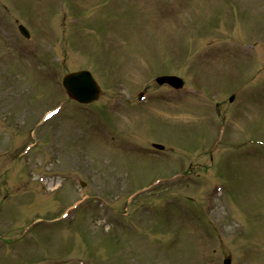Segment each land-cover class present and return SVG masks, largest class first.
<instances>
[{
    "label": "rangeland",
    "instance_id": "374dc122",
    "mask_svg": "<svg viewBox=\"0 0 264 264\" xmlns=\"http://www.w3.org/2000/svg\"><path fill=\"white\" fill-rule=\"evenodd\" d=\"M170 1L0 0V264H222L225 256L264 264V85L238 87L264 68L262 0H172L169 12ZM23 19L29 39L17 29ZM239 43L245 50L234 55ZM176 54L189 62L173 63ZM77 69L102 90L90 110L60 85ZM169 72L190 84L195 75L204 105L189 96L188 108L156 98L138 106L136 90L164 92L154 78ZM55 106L59 114L43 120ZM133 139L166 146L147 156L129 149ZM226 139L240 141L213 147ZM191 161L192 178H177ZM158 181L174 185L132 194ZM211 185L209 193L226 191L204 193ZM85 194L82 208L60 218Z\"/></svg>",
    "mask_w": 264,
    "mask_h": 264
},
{
    "label": "water",
    "instance_id": "95a60500",
    "mask_svg": "<svg viewBox=\"0 0 264 264\" xmlns=\"http://www.w3.org/2000/svg\"><path fill=\"white\" fill-rule=\"evenodd\" d=\"M64 85L68 94L71 97H76L78 99L87 100L86 98L90 97L92 93V97H95L98 93L96 83L86 71H80L67 75L64 79ZM95 90L96 94L94 95ZM226 264H228V261Z\"/></svg>",
    "mask_w": 264,
    "mask_h": 264
}]
</instances>
